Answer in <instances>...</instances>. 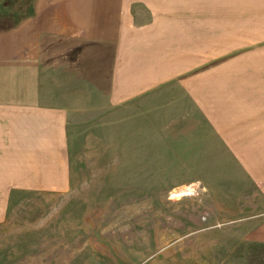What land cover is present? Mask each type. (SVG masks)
<instances>
[{
	"label": "crops",
	"instance_id": "1",
	"mask_svg": "<svg viewBox=\"0 0 264 264\" xmlns=\"http://www.w3.org/2000/svg\"><path fill=\"white\" fill-rule=\"evenodd\" d=\"M135 5L150 12L140 25L125 9ZM45 6L78 9L62 10L59 27L39 31L33 23L19 37L18 28L0 32V221L16 190L69 189L68 123L74 113L96 108L94 88H109L105 100L116 104L185 76L208 48H228L210 32L236 15L227 0H50ZM260 51L253 62H221L222 77L194 74L177 83L205 114V177L191 182L195 193L205 191L208 215L236 216L244 238L264 246Z\"/></svg>",
	"mask_w": 264,
	"mask_h": 264
},
{
	"label": "rangeland",
	"instance_id": "2",
	"mask_svg": "<svg viewBox=\"0 0 264 264\" xmlns=\"http://www.w3.org/2000/svg\"><path fill=\"white\" fill-rule=\"evenodd\" d=\"M49 1L0 0V32L59 27L62 10L78 9ZM227 1L236 15L210 35L228 48H208L215 52L185 76L127 102L108 104L109 88H94L96 108L68 123L69 189L13 192L0 221V264H264V246L244 238L236 216L208 215L205 191L191 183L205 177V114L179 81L222 77L221 62H253L264 47V0ZM125 9L139 25L150 13Z\"/></svg>",
	"mask_w": 264,
	"mask_h": 264
},
{
	"label": "bare ground",
	"instance_id": "3",
	"mask_svg": "<svg viewBox=\"0 0 264 264\" xmlns=\"http://www.w3.org/2000/svg\"><path fill=\"white\" fill-rule=\"evenodd\" d=\"M191 188L189 187H185V188H180V189H177V194H182L185 192V190H190Z\"/></svg>",
	"mask_w": 264,
	"mask_h": 264
}]
</instances>
